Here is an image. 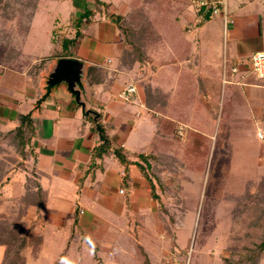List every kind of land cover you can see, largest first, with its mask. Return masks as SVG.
Wrapping results in <instances>:
<instances>
[{"label": "rangeland", "instance_id": "1", "mask_svg": "<svg viewBox=\"0 0 264 264\" xmlns=\"http://www.w3.org/2000/svg\"><path fill=\"white\" fill-rule=\"evenodd\" d=\"M101 1L111 5V8L104 4L101 5L95 0H38L35 12L31 15V9H27V2L30 0H0V63L7 65L5 67L0 66V94L2 95V98L0 96V104L4 105V102L9 101L11 97H18L19 99L20 96L25 95L24 91L30 80L24 74L30 70L29 68L34 63L41 59L53 58L57 56V53L62 54L61 39L63 36L74 37L77 28H75V20L80 16L84 6H87L93 15L90 22L89 19L82 22L80 29L85 36L96 40H99L98 25L106 26L107 30L112 29L116 18H124L131 12L130 9L121 6L122 0ZM240 1L247 3L245 6H241ZM227 6L229 16L235 20V27L241 30L239 37H250V28L245 29L243 27L249 26L250 23L247 24L244 21L247 18H253L254 14L261 17L264 15V0H253V2L227 0ZM188 11H190V7ZM189 20L188 27L191 24V19L189 18ZM207 27L210 31L212 30L209 34L211 38L205 37L204 32L201 36V43L204 46L206 44V48L204 46L203 48L207 52L206 55L210 57L209 60L204 59L205 73L209 74H201L204 79L203 87L198 84L197 80L192 79L195 102L192 107H188L186 110L187 122L185 121L184 124L187 126L184 127L181 125V121L172 118L175 119L173 122H176L177 126L183 127L184 136L182 139L178 138L177 141L181 145H177L179 151L177 150L175 153L173 150L177 146H172V144L169 147L171 157L161 156L166 162L160 164L161 168L158 170L160 175L152 178L166 208V215L169 220L167 226L160 229V221L156 225L148 222L145 226L141 222V227L143 229L145 227L146 230L145 232L140 230L138 236H141L143 240L142 245L137 247L139 256L141 255L142 258L131 257V254L127 255V252L121 254V242L106 246L103 250L95 249L94 246L83 242L79 243L80 249L73 246L68 251L65 260L64 257L60 262L55 259L57 264H143L140 261L143 258L147 264H152V262H156V264H241L242 260L243 264L249 263L245 260L246 249L253 248L251 246L257 244V239H259L255 238L258 237L257 234L264 236V228L262 230L260 227L256 230L253 229L252 223L255 217L248 214L244 207H237L238 210L235 212L234 201L243 198L245 195L248 196L246 185L251 183L250 185L255 187L264 176V137L260 140L256 135V131L258 134L259 129L264 134V88L254 89L250 81L244 82L243 85H236L235 82H237L238 77L232 79L234 84L225 83L222 85L224 80L223 57L226 55L224 71L227 81L230 79L228 74H230L231 64L235 60L230 56L235 55V48L233 45L227 50L223 48L224 28L220 18H214ZM26 28L28 29L27 36L24 33ZM231 28L232 26L229 29ZM138 32L135 33L138 34ZM186 33H188L187 29ZM188 34H192V32ZM109 38H103L101 41H108ZM194 38L195 41H198L197 35ZM251 46H249L248 52L253 49ZM16 55L18 56L16 57ZM74 56L75 52L72 51L70 57L66 59H72ZM160 56L163 57L164 55ZM81 60L84 61V59ZM243 62H247V60ZM125 78V76L120 77L119 86L127 82ZM217 79L218 81H216ZM220 79L223 88L220 87ZM152 80L156 83L154 79ZM255 80L252 78V81ZM262 80L259 79L255 82L263 87L264 81ZM182 81L185 82V80ZM207 88H209V92ZM205 91L209 94H204ZM115 93L113 90L114 95ZM108 95L109 93L102 88L97 97L95 96L97 104H108L111 101ZM174 95L176 93L171 97H169V93L161 94V99H165L162 108L170 115L166 112L159 115L171 118L174 111L170 107L172 102L169 104L167 100L171 101ZM157 96L159 97V95ZM91 97L94 98L93 95ZM71 99L72 101L75 100L72 96L67 95L63 89H60L58 95L53 96L52 101L49 99L41 107L44 109L48 105L64 107L66 102L71 101ZM216 100H218L219 110H221L222 105L225 108L224 112H221L223 118L227 116V120L231 121L225 133L226 139L222 144L216 142L219 118L214 120L210 111L212 103ZM192 103L187 105H192ZM119 105L125 112L123 118L130 124L135 123L136 125V128L128 132L125 144L128 148L137 147L145 149V151L148 150V144L155 130L154 124L148 118L135 119L139 110L137 104L133 107L122 103ZM112 112L110 111V113ZM23 115L25 116V114ZM18 122L20 123L19 120ZM88 122L90 125L92 124L90 120ZM34 123H36V119H34ZM25 124L27 127L28 120ZM6 126H10L9 121ZM127 129L128 126L121 130L117 126L116 131L111 132V128L108 126L104 135L109 139V133H116L124 138L125 134L122 130L127 131ZM25 131L26 129H24L23 134H26ZM191 132L199 133L202 137L206 136L210 139L207 143L209 155L206 158L203 155L201 161L200 156L195 159L192 155L183 152L185 146L193 147L195 137L189 135ZM6 134L3 133L0 136V175L9 169L8 177L2 176V180L6 183L0 185L2 187L0 190V219L12 220L15 218L16 211L14 212V210L18 206L19 197L23 193L25 176L31 177L32 172H29V168L24 166L20 157L15 153L14 148L10 145V138L5 137ZM191 137H193L192 142L189 141L192 139ZM97 138H100L99 134H97ZM199 141L197 140L196 144H200L202 140ZM190 142L192 146L189 145ZM203 144H205V139ZM31 152L33 151L31 150ZM201 164V169L194 168V166ZM256 204L264 207V191L257 193L256 203L251 206V209L255 208ZM34 210H36L35 207H29L22 219L25 224L27 219L30 220V225L32 223L30 228L28 227L29 224H26L25 231L27 234L24 235L27 237H30L29 232L33 233L32 227L37 229L38 223L34 218L35 216L27 217L28 213L34 212ZM9 224L11 225L12 222ZM45 224L47 225L46 234L50 235L51 226L48 222ZM171 226L172 228L175 226V229L169 230ZM8 228L5 227V230ZM160 232L165 241L158 239ZM5 233H9V231H5ZM169 236H171L170 243L163 247L162 253L159 251L156 255L154 252L152 253L153 249L158 250L161 244L167 243ZM20 238L24 239L22 236ZM49 247L50 245L47 246L40 258L26 251L25 264H53L50 261V256L57 257L46 251L49 250ZM17 252L20 254L22 251L18 250ZM149 253L152 254L149 255ZM256 264H264V257Z\"/></svg>", "mask_w": 264, "mask_h": 264}, {"label": "crops", "instance_id": "2", "mask_svg": "<svg viewBox=\"0 0 264 264\" xmlns=\"http://www.w3.org/2000/svg\"><path fill=\"white\" fill-rule=\"evenodd\" d=\"M130 1L122 0L121 6L131 10ZM179 1L186 5V8L179 15L178 23L183 30L184 39L189 44L190 50L189 56L183 61H172L168 57L169 50L166 49L168 45L161 44L158 47L155 43V50L148 51L147 59L142 62H136L131 67L128 65L121 66L125 46L117 29L116 20L112 29L107 30L106 26L98 25L99 40L84 35L74 57L80 61L84 59L82 62L88 64L89 73L87 72L85 77L88 78V83L87 85H81L79 90L81 91L80 96L86 106V110L97 115L96 121H94V116L85 115L81 107L72 99L66 102L67 104L64 107L58 105H48L45 109L41 107L49 99L52 101L53 96L55 94L58 95L60 89H63L67 95L71 96L65 86L52 88L53 91L49 97L36 108V101L46 91L45 85H48L49 70L58 59L53 62L48 60L42 72L32 74V68L40 60L34 63L29 68L30 70L24 74L30 80L24 91L25 95L20 96L19 99L18 97H11L9 101L4 102V105L0 104V136L17 128L19 126L18 120L20 121L19 118L23 114H30L32 125L35 129L30 142V150L34 154L31 156L34 159L29 156L30 159L21 161L24 166L26 165L29 168V172H32L34 179L40 184L41 190L45 193L41 209L29 212L27 215V217L34 215L38 223L37 229L32 227V231L33 234L35 233L42 240L37 254L39 258L42 257L43 252L50 245L49 250L46 251L53 253L57 257L53 258V255L50 256V261L53 264H57L55 259L60 262L64 257L65 260L68 251L73 246L80 249L79 243L83 242L94 246L98 250H103L106 246L121 242V254L127 252V255L131 254V257L142 258L141 255L139 256L137 247L142 245L143 240L141 236H138L140 235V230L142 232L146 230L145 227L144 229L141 227V222L145 226L148 222L156 225L160 221L161 225L158 224L161 226L160 229L167 226V221L169 220L166 215V208L159 195L160 193L156 190L157 187L153 184V179L151 178V183L154 188L151 189L150 182L141 171L135 165L125 167L117 159L113 150L120 149L123 159L132 162L138 160L135 157L138 154H143L144 156L152 154L154 141L157 138L156 120L162 115L148 107L147 103L151 99H149V95L146 92L147 87L150 91H153L152 93L155 94L157 99H161V94L169 93L171 97L180 86L178 81H180L181 76L185 77L186 80L184 87L191 89L193 88L192 75L209 74L205 73L204 59L209 60L210 57L206 55L207 52L203 48L204 44L201 43V36L205 32V37H210L209 34L212 30L210 31L207 25L214 19L200 25L198 30H196L197 32L186 33L187 25L190 21L189 18L193 20V12L191 8L188 11L190 0ZM247 1L253 2V0ZM100 3L111 8V5L103 1ZM246 3L240 1L241 6H245ZM229 17L231 23L226 28V31L223 29L222 42L226 46H223L226 50L231 45L235 48V55L231 53L233 56H230L235 59L231 67L237 62L244 64L245 62L243 61L248 60L255 52L262 51L264 53V15L261 17L254 14L253 18H247L244 21V23H250L249 26L243 27L245 29L247 27L250 28L249 35L253 36V38H250L251 36L245 38L241 35L239 37L241 30L235 27V20L231 16ZM231 26L232 28L229 29ZM192 35L194 37L197 35L198 41H195ZM103 38H109V40L103 42L101 41ZM250 45H252L251 48L253 49L248 52ZM204 47L206 48V44ZM162 54L164 55L163 57L160 56ZM222 61L224 69L226 55H224ZM0 66L5 67L7 65L0 63ZM91 67L105 72V74H98L101 78L97 82L92 81L95 72H92ZM242 68L246 69L244 65ZM239 72L241 73V71ZM187 74L189 75L188 77L186 76ZM121 76H125L127 82L119 86L118 82H120ZM252 78L259 80L255 76L250 75L245 82L250 81L254 89L264 88V85L263 87L259 86V83H256V80L252 81ZM262 81H264V78ZM128 85H134L137 89V94L132 102H123L120 100L119 95ZM220 87H222L221 79ZM102 88L109 93L108 97L111 101L108 104L99 105L95 96L97 97L98 92L100 93ZM113 90L116 92L115 95ZM208 92L205 91V94H209ZM92 95L94 98L91 97ZM0 96L2 98L1 94ZM72 98L74 99V96ZM157 99H154V101L156 100L154 103L158 102ZM120 103L130 105V107L137 104L139 110L135 115V119L148 118L154 124L155 130L148 144V150L145 151V149L137 147L128 148L125 144L128 132L136 128V125L135 123L130 124L129 121L123 118V113L125 112L120 107ZM110 111L113 112L110 113ZM117 118L118 120L116 121ZM34 119H36V123H34ZM88 120L91 121V125ZM8 121L10 122L9 127L6 126ZM99 125L101 126L100 130L95 129ZM181 125L187 126L184 123H181ZM108 126L111 128V132L116 131L117 126H119L120 130L126 126H128V129L127 131L122 130L123 134H125L124 138L116 133H109L110 151H103L101 156L92 157V149L101 142L100 138H97V134L100 135L103 132L105 134ZM258 131L264 137L262 131L260 129ZM168 140L171 142L174 137H168ZM155 168L157 166L152 165V169ZM120 190H123L122 194L119 193ZM46 222L51 226L50 235L46 234ZM174 222L176 223L177 221ZM26 224H29V228L32 225V223L30 225V220L28 219ZM172 229H175V226L173 228L171 226L169 230ZM158 235L159 240L165 241L161 232ZM170 237L167 243L161 244L158 250L153 249L152 253L154 252L155 255L157 251L162 253L163 247L169 245ZM69 238H72V241L67 245ZM152 253H149V255ZM140 261L143 264H147L144 258ZM152 264H156V262H152Z\"/></svg>", "mask_w": 264, "mask_h": 264}, {"label": "trees", "instance_id": "3", "mask_svg": "<svg viewBox=\"0 0 264 264\" xmlns=\"http://www.w3.org/2000/svg\"><path fill=\"white\" fill-rule=\"evenodd\" d=\"M97 3L101 4L100 0H95ZM38 0H30V2H27V9H31V15L35 12L36 5ZM1 5V3H0ZM131 7V12L124 17V18H116V26L119 30L122 41L124 43L125 49L123 51L122 55V65H128L131 67L136 62H142L145 59L148 58V51L151 52L155 50V43L158 45L161 44H167V48L169 50L168 57L172 59L174 62H180L185 60L189 56V44L186 43L183 35V30L181 29L178 21H179V15L180 13L186 8V5L179 0H131L129 3ZM1 7V6H0ZM93 13L91 10L87 7H83V11L81 12L80 16L76 18V24H75V33L73 38H69L66 36H63L61 39V55L57 53V56L46 59V60H40L37 62L34 67L31 70L32 74H35L37 72H42V69L46 66V63L48 60H51L52 62L56 59L61 58H69L70 52L78 49L81 40L84 38L83 31H81L80 27L82 22H85L89 19V22L92 20L91 16ZM143 21V22H141ZM136 31H139L138 34L135 33ZM25 36L28 34V29L25 30ZM60 39V38H59ZM59 41V40H57ZM156 47V48H158ZM18 55H16L17 57ZM75 58V57H73ZM72 58V59H73ZM16 59V58H12ZM125 63V64H123ZM92 72H95L93 77V82H97L101 77L98 76V74H105L103 70H96L95 67H91ZM96 70V71H94ZM230 76V74H228ZM189 76L188 74L186 75ZM45 77V76H44ZM192 79L197 80L198 84H201L203 87V78L201 74L192 75ZM250 79V78H249ZM182 80H185V77L181 76L180 81L178 83L180 86L178 87V90L175 92L176 95H174L173 99L171 101L167 102L170 104L172 102L171 110L174 111V114H172L171 118L167 117H159L156 120V126H157V138H155L154 141V147L152 150V154L144 156L143 154H138L135 157L138 158L136 161H129L124 160L123 156L120 154V149L113 150L115 156L119 161H121L125 167L128 165H135L141 173L148 179V181L151 184V189L154 188L153 184L151 183V178L159 176L158 170L161 168L160 164L165 163L166 160H163L161 156L168 157L170 156V150L169 147L172 145H180L177 143L178 141V126L176 125V122H173L175 119L176 121H181L184 123L187 122L186 117V110L188 107H192L194 105V87L191 89H186L184 86L185 82L183 83ZM46 81V79H45ZM182 83V85H181ZM45 93L36 101V108L41 105L46 98L49 97V95L52 93V88H50L48 85H45ZM146 92L149 95V99L151 101H148L147 105L148 107L158 112L159 114H162L163 112L170 115L165 109H163V102L165 99H160V103H154V99H157L156 96L152 93L153 91H150V89L147 87ZM174 93V94H175ZM205 94V93H204ZM191 95V96H190ZM72 96V95H71ZM73 97V96H72ZM170 97V95H169ZM169 99V98H168ZM158 100V99H157ZM192 103V105H187L189 103ZM169 107V105H168ZM219 104L218 100H216L214 103H212V109L210 110L213 115L214 120H218V128H217V138L216 142L218 144H222L224 142L225 133L227 130V127L229 128V125L231 121L227 120V116L223 118V114L221 115V112H224L225 108L222 105L221 110L218 109ZM177 109V110H176ZM36 110V109H35ZM219 110V112H218ZM172 118H175L174 120ZM20 123L17 128L12 130L11 132H8L5 137L10 138V145L14 148L15 153L20 157L21 160L30 159L29 156L34 155L33 152L30 150V142L34 135V127L32 125V120L30 117V114H27L25 116H20ZM28 120V126L26 127V120ZM99 121V120H98ZM228 121V122H227ZM99 123V122H97ZM180 123V122H178ZM26 127V128H25ZM101 126H97L95 129L100 130ZM24 129H26L25 133ZM194 138L193 147H187L184 149L183 152H186L190 155H192L195 159L200 156V161L203 157V155L208 157V147L207 143L210 141L208 137H202L199 135V133L191 132V134ZM168 137H174V140L171 142L168 140ZM192 139H189V141L192 142ZM24 139V140H23ZM205 139V144H203V141ZM197 140H202L200 144H196ZM100 144L92 149V157H95L96 155L101 156V152L103 151H110V141L107 137H105L104 132L100 134ZM188 141V140H187ZM187 141L185 142L187 144ZM199 141V142H200ZM190 142V146H192ZM175 143V144H174ZM189 143V142H188ZM181 146V145H180ZM177 146L173 151L178 150ZM179 151V150H178ZM154 153V154H153ZM176 153V152H175ZM156 154V155H155ZM32 159H34L33 156H31ZM34 161V160H33ZM152 165H156L157 168L152 169ZM201 165L194 166L195 169H201ZM9 173V169L2 172L0 175V185L4 183L5 181L2 180V176H7ZM6 183V182H5ZM251 183H248L246 187H248V196H244L243 198H240L239 200L234 201L235 202V212H237V207H244L247 209L248 214H251L253 217H255L254 222L252 223L253 229H260L262 230L264 228V207H262L260 204L255 205V208L251 209V206H253L256 203L257 193L263 192L262 189H264V176L262 180L254 186L250 185ZM4 186V185H3ZM0 190H2V187L0 186ZM22 194L20 195L19 203L17 208H15V218L12 220H1L0 219V250H1V260L0 264H25V252L29 251V254H33L34 256L38 254L40 247H41V237H39L36 234H31L29 232L30 237H27L24 235L26 233L25 228H27L26 224L24 223L23 216L26 213L27 209L29 207H35L36 210H40L43 206V196L45 193L41 190L40 184L34 179V175L32 174L31 177L25 176V182L23 184V190ZM251 210V211H250ZM254 219V218H253ZM12 224L10 225L9 223ZM10 225V226H7ZM5 227H9L5 230ZM5 231H9V233H5ZM27 234V233H26ZM23 237L24 239L20 238ZM257 239V244H253L251 247L253 248H247L246 249V258L245 260L249 262L248 264H256L261 258L264 257V236H259ZM72 238H69L67 245L71 243ZM20 250V254L17 252ZM27 254V253H26ZM228 263V261H226ZM240 264V263H239ZM241 264H243V260L241 261Z\"/></svg>", "mask_w": 264, "mask_h": 264}, {"label": "built area", "instance_id": "4", "mask_svg": "<svg viewBox=\"0 0 264 264\" xmlns=\"http://www.w3.org/2000/svg\"><path fill=\"white\" fill-rule=\"evenodd\" d=\"M190 8L193 12V20H191V24L187 26V32H194L200 25L205 22L212 20L214 18H220L222 21V25L224 31H226L227 26L231 23L229 14H228V6L227 0H190ZM193 24V25H192ZM245 68H242V66ZM240 68H242L240 70ZM241 71V73L239 72ZM255 76L258 79L264 78V53L262 51L255 52L252 56L245 62L244 64L241 62H237L230 69V79H226L225 71L223 69V84L228 83L234 84V76L238 77L236 85L244 84L245 80L249 76ZM137 94V89L134 85L126 86L119 95V98L123 102H132L134 96ZM182 126L178 128V138H183ZM258 137L260 140L263 139V136L260 132H258ZM120 194L123 193V190L119 191Z\"/></svg>", "mask_w": 264, "mask_h": 264}, {"label": "water", "instance_id": "5", "mask_svg": "<svg viewBox=\"0 0 264 264\" xmlns=\"http://www.w3.org/2000/svg\"><path fill=\"white\" fill-rule=\"evenodd\" d=\"M87 72L88 64L85 62L77 59L61 58L56 60L51 66L47 84L50 88L65 86L68 92L74 96L76 104L81 107L85 115L94 116V121H96L97 115L86 110V106L80 96V86L88 83V78H85Z\"/></svg>", "mask_w": 264, "mask_h": 264}, {"label": "flooded vegetation", "instance_id": "6", "mask_svg": "<svg viewBox=\"0 0 264 264\" xmlns=\"http://www.w3.org/2000/svg\"><path fill=\"white\" fill-rule=\"evenodd\" d=\"M81 88V87H80Z\"/></svg>", "mask_w": 264, "mask_h": 264}]
</instances>
